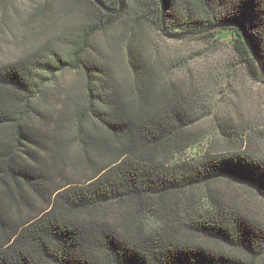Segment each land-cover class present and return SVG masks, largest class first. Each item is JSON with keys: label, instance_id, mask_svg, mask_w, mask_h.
<instances>
[{"label": "trees", "instance_id": "1", "mask_svg": "<svg viewBox=\"0 0 264 264\" xmlns=\"http://www.w3.org/2000/svg\"><path fill=\"white\" fill-rule=\"evenodd\" d=\"M163 1V17L160 0H121L116 15L94 0L9 12L25 40L44 39L0 63V264H264V219L223 187L264 202V152L251 147L264 124L217 111L211 136L191 131L208 92L181 90L191 68L162 33L228 41L225 74L260 84L248 45L264 70V0ZM56 71L80 78L51 114Z\"/></svg>", "mask_w": 264, "mask_h": 264}, {"label": "rangeland", "instance_id": "2", "mask_svg": "<svg viewBox=\"0 0 264 264\" xmlns=\"http://www.w3.org/2000/svg\"><path fill=\"white\" fill-rule=\"evenodd\" d=\"M33 1L37 0H12V4L8 5L9 12L14 8H18L20 13L28 11ZM14 6V7H12ZM9 12L3 15V7L0 5V63L10 62L25 53V50L31 46H37L42 39L36 41H27L24 39L25 27L22 22L15 21L13 24L8 23ZM3 20H6L2 22ZM7 23V24H6ZM32 26V25H31ZM34 31H37L40 24H35ZM27 30V27H26ZM28 31V30H27ZM52 32H47L50 36ZM181 43L174 41L167 42L165 51L176 58L181 59L190 66L191 71L180 73L178 71L177 81L179 87L188 96L189 91L208 92V110L203 114L208 117L203 118L197 126L191 131H200L205 135L211 136L213 124L210 120L211 114L218 111L219 115H232V120L237 123H245L244 125L258 126L264 124V84L252 82L241 69L236 68L231 74H225L227 64L234 61L233 52L228 41L218 47L205 49V46L198 41H190L187 38L180 40ZM213 48V51H212ZM198 55H201L198 57ZM79 76L73 72L55 73V82L52 89L56 87L48 95V102L43 108L49 110L51 114L58 113L60 108V99L67 95L72 85L79 82ZM179 79V80H178ZM208 111V112H207ZM199 116V114H197ZM256 129H259L257 127ZM251 147L257 152H264V144L255 142ZM231 194L234 193L236 202L241 205L244 210H249L257 217L264 219V202L260 201L256 196L247 192L239 186H225ZM231 200V202H235Z\"/></svg>", "mask_w": 264, "mask_h": 264}, {"label": "water", "instance_id": "3", "mask_svg": "<svg viewBox=\"0 0 264 264\" xmlns=\"http://www.w3.org/2000/svg\"><path fill=\"white\" fill-rule=\"evenodd\" d=\"M95 2H97V4L106 12V13H109V14H111V15H116V14H118L119 12H120V10H121V0H118V8L117 9H115V10H112V9H110V8H108V7H106L105 5H103L101 2H98L97 0H94ZM160 2H161V7H162V17H163V12H164V1L163 0H160ZM163 19V18H162ZM162 24H163V20H161V27H162ZM162 33H163V35L166 37V38H168V39H170V40H183V39H186V36H184V37H180V36H168V35H166L165 33H164V31L162 30ZM242 36H243V39H244V41L247 43V45H248V37L246 36V34L242 31ZM248 47L250 48V50L252 51V55H253V57H254V60H255V62H256V64H257V66H258V69H259V72H260V82L262 83V84H264V70H263V68H262V65H261V63H260V61H259V59H258V57H257V54L255 53V51H254V49L252 48V47H250L249 45H248Z\"/></svg>", "mask_w": 264, "mask_h": 264}]
</instances>
